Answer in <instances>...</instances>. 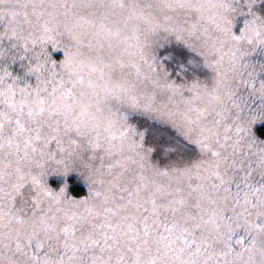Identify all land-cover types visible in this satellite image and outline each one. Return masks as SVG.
Masks as SVG:
<instances>
[{"label": "snow or ice", "instance_id": "1", "mask_svg": "<svg viewBox=\"0 0 264 264\" xmlns=\"http://www.w3.org/2000/svg\"><path fill=\"white\" fill-rule=\"evenodd\" d=\"M0 264H264V0H0Z\"/></svg>", "mask_w": 264, "mask_h": 264}]
</instances>
